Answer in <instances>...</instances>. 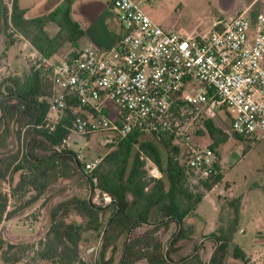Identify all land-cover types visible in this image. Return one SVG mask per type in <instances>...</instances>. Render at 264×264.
Segmentation results:
<instances>
[{
    "label": "trees",
    "instance_id": "16d2710c",
    "mask_svg": "<svg viewBox=\"0 0 264 264\" xmlns=\"http://www.w3.org/2000/svg\"><path fill=\"white\" fill-rule=\"evenodd\" d=\"M5 1L2 19L9 45L17 42L8 34L11 24L16 32L46 57L54 58L65 45L79 48V42L86 33L72 16L75 0H63L52 11L30 19L26 17L27 10L21 7L20 0ZM51 23L59 28L54 36L46 31ZM50 88L49 78L32 67L23 75H10L0 82V179H5L11 171L12 175H19L13 195L33 193L25 204L10 212L8 196L0 193V226L4 220H14L20 213L36 206L62 180L77 178L89 190L93 185L94 194L100 191L110 202L99 206L93 202V197L90 203L89 198L74 195L56 203L51 208L49 230L37 245L12 244L0 236V262L18 264L20 255L30 252L35 254V261L96 264L85 261L81 256L84 234L92 232L100 239L109 220L118 211L101 241L97 264H114L120 251L121 258L117 264H206L199 252L177 261L172 257L179 250L177 245L190 237L193 231L191 227L181 229L170 246V259L166 257L167 248L160 231L168 230L172 223L180 228V221L184 222L193 214L207 193L223 181L219 148L229 140L230 135L212 119L204 120L203 134L211 140L209 148L214 151L216 159L214 172L202 179L195 189L189 186V166L178 159L179 149L173 144L174 134L163 123H157L155 129L148 131L137 128L118 144H107L110 151L101 164L93 171L85 172L84 164L74 151L68 148L57 151L56 147L61 146L70 135L74 120L79 116L85 118L87 113L75 112L74 108L69 107L54 130L43 126L49 111ZM189 109L195 112L180 98L173 109V117H183V113ZM220 109L226 110L224 107ZM36 121L37 127L34 129ZM148 134L154 138H145ZM233 135L238 140L246 139L235 133ZM12 138L18 141L19 149L16 152L10 150ZM156 140L163 145V149ZM147 158L159 168L161 178L149 176ZM108 212L111 215L105 225L104 218ZM72 214L78 215L82 222H69ZM237 217L228 231H221L218 236L210 235L219 241L211 264L225 263L238 229ZM131 227L133 229L127 244ZM178 232L179 229L174 236ZM233 255L246 261V254L240 246H234Z\"/></svg>",
    "mask_w": 264,
    "mask_h": 264
},
{
    "label": "built area",
    "instance_id": "2783aa9c",
    "mask_svg": "<svg viewBox=\"0 0 264 264\" xmlns=\"http://www.w3.org/2000/svg\"><path fill=\"white\" fill-rule=\"evenodd\" d=\"M156 1L110 0L122 33L106 50L85 47L64 60L31 53V67L51 82L43 126L54 130L69 107L87 113L74 120L57 151L70 149L72 134H105L106 143L116 145L137 128L155 129L173 118L180 98L196 113L232 109L233 133L253 141L264 137V11L253 16L243 11L217 22L211 33L182 36L147 14L145 7ZM10 27L13 38L21 39ZM215 159L207 147L193 150L187 165L206 178ZM83 164L91 172L100 160ZM146 169L151 178H161L148 158Z\"/></svg>",
    "mask_w": 264,
    "mask_h": 264
},
{
    "label": "rangeland",
    "instance_id": "374dc122",
    "mask_svg": "<svg viewBox=\"0 0 264 264\" xmlns=\"http://www.w3.org/2000/svg\"><path fill=\"white\" fill-rule=\"evenodd\" d=\"M61 1L20 0V5L29 10L30 16H38L52 9L54 3ZM109 2L110 0H75L72 16L86 31L79 46L95 47L103 51L107 49L106 45L111 47L115 44L116 37L120 34V22L116 10ZM5 5L6 1L0 0V82L10 75H23L31 68L32 48L29 46V49L19 42L13 45L7 42L2 19ZM145 9L156 23L170 32L200 36L211 33L214 23L227 22L243 11H248L251 16L263 12L264 0H157L147 5ZM58 29L53 23L46 27V31L51 36H54ZM8 34L13 38L10 26ZM76 50L70 45H65L57 53L56 58L64 60L73 56ZM229 115H233V110L228 108L227 110L205 108L200 113H192L189 109L185 114L183 113V117H173L163 125L174 134L173 144L179 149L178 159L182 164H188L193 150H203L211 144L209 137L203 134L205 119H212L218 127L230 135L229 140L219 148L223 181L213 192L207 193L208 196L202 204L184 220L182 228L191 227L193 231L188 239L177 245L179 250L172 255L176 261L191 256L202 243L198 252L208 264L217 248V237L210 235L218 236L221 231H228L238 215V229L224 264H264V137L257 141L238 140L230 130ZM145 138L152 140L154 137L148 134ZM106 140L105 134L85 137L72 134L68 149L79 151L82 164L94 159H99L101 164L103 157L110 151ZM155 142L163 149V145L158 140ZM18 149V141L14 138L10 139V150L16 152ZM202 179L204 177L201 174L189 171L188 182L192 189H195ZM18 180L19 175H12L11 171L5 179H0V193L6 194L9 198V212L18 209L33 196V193L28 192L24 195L22 192L13 195ZM74 195L90 198L91 188L89 190V187L77 178L58 182L36 206L20 213L14 220H4L0 226V236L12 244L37 245L49 230L53 205ZM92 197L93 202L99 206L110 202V199L106 195L102 196L100 191H96L95 194L93 192ZM110 215L111 212L106 214L105 225ZM68 221L82 222V219L72 214ZM178 229V225L172 223L168 230L160 231L166 248L175 238ZM139 231L141 229L137 233ZM101 239L102 237L99 239L92 232L84 234L81 256L85 261L98 262ZM236 245L246 254L245 262L234 257L233 250ZM20 256L21 261L18 264H52L42 260L35 261L34 253L28 252ZM120 258L121 251L118 252L114 264H117Z\"/></svg>",
    "mask_w": 264,
    "mask_h": 264
},
{
    "label": "crops",
    "instance_id": "0c3cea01",
    "mask_svg": "<svg viewBox=\"0 0 264 264\" xmlns=\"http://www.w3.org/2000/svg\"><path fill=\"white\" fill-rule=\"evenodd\" d=\"M63 1V0H62ZM61 1V2H62ZM61 2H58V3H54L53 4V6H52V9H50V10H48V11H46L45 13H43V14H46V13H48V12H50V11H52L53 9H55ZM74 4H75V2H74ZM22 7V6H21ZM73 7H74V5H73ZM22 8H24V9H26L27 10V13H26V17L27 18H34V17H37V16H30V13H29V10L27 9V8H25V7H22ZM72 12H73V8H72ZM258 14V13H257ZM257 14H254V15H257ZM42 15V14H41ZM38 16H40V15H38ZM233 17H235V16H233ZM232 17V18H233ZM77 21V20H76ZM78 22V21H77ZM79 23V22H78ZM80 24V23H79ZM81 25V24H80ZM215 25H216V23H214L213 24V30H214V28H215ZM82 27V26H81ZM83 28V27H82ZM1 29V28H0ZM84 29V28H83ZM212 30V31H213ZM122 30H121V26H120V34L116 37V41L118 40V38L120 37V35H121V32ZM85 33H86V31H85ZM86 35V34H85ZM182 36H189V35H191V34H189V33H182L181 34ZM85 37V36H84ZM83 37V38H84ZM17 42L16 43H20L21 45H24L25 47H28L29 48V46L32 48V52L34 51V50H37V49H35L32 45H31V43L27 40V39H25L23 36H22V38L21 39H15ZM81 41V40H80ZM85 47H88V46H85ZM85 47H81V46H79V48L76 50V51H78V50H80V49H82V48H85ZM107 49L108 48H110L108 45H106L105 46ZM95 48V47H94ZM30 49V48H29ZM31 52V53H32ZM56 57V56H55ZM229 127H230V124H229ZM222 161V160H221ZM218 187V186H217ZM216 187V188H217ZM215 189V188H214ZM213 189V190H214ZM213 190L211 191V192H213ZM209 194V193H208ZM208 194L206 195V197L204 198V200L207 198V196H208ZM203 200V201H204ZM202 204V203H201ZM238 216V215H237Z\"/></svg>",
    "mask_w": 264,
    "mask_h": 264
},
{
    "label": "water",
    "instance_id": "95a60500",
    "mask_svg": "<svg viewBox=\"0 0 264 264\" xmlns=\"http://www.w3.org/2000/svg\"><path fill=\"white\" fill-rule=\"evenodd\" d=\"M36 127H37V121H36V124H35V126H34V129H35ZM90 188H91V196H90V198H89V202L92 203V194H93V192H94V187H93V185H90ZM117 213H118V211H117ZM117 213H116V214H117ZM116 214H115L113 217H115ZM113 217L109 220V222H108V224H107V226H106V228H105V230H104V232H103L102 239L104 238V235H105V233H106V230L108 229V227H109V225H110V223H111ZM182 226H183V222L180 221L179 232L177 233V235L175 236V238L171 241V243L169 244V246H168V248H167V250H166V257H167L168 259H170V257H169V249H170V246L172 245V243L174 242V240L176 239V237H177L178 234L180 233V231H181V229H182ZM133 227H134V226H133ZM133 227H131L130 230L128 231V235H127V239H126V243H127V244H128V242H129L130 234H131V232H132ZM102 239H101V241H102ZM206 240H208V239H206ZM216 242H217V245H219V241H218L217 238H216ZM201 245H202V243L199 245V247L195 250V252H194L191 256H193L194 254H196V253L198 252V250L200 249ZM99 250H100V249H99ZM214 253H215V252H214ZM214 253H213L212 256H211V259H210V261H209V264H211V262H212V258H213ZM191 256H190V257H191ZM96 264H97V261H96Z\"/></svg>",
    "mask_w": 264,
    "mask_h": 264
}]
</instances>
